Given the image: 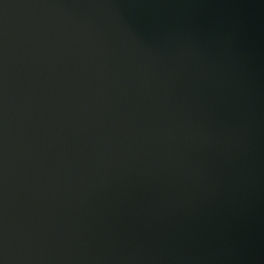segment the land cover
Listing matches in <instances>:
<instances>
[{"label":"water","instance_id":"1","mask_svg":"<svg viewBox=\"0 0 264 264\" xmlns=\"http://www.w3.org/2000/svg\"><path fill=\"white\" fill-rule=\"evenodd\" d=\"M0 264H264V0H0Z\"/></svg>","mask_w":264,"mask_h":264}]
</instances>
